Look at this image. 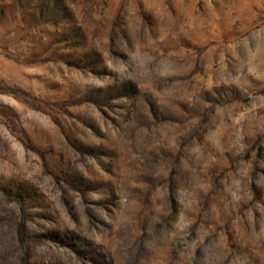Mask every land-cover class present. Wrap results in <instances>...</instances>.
<instances>
[{
    "label": "rangeland",
    "instance_id": "374dc122",
    "mask_svg": "<svg viewBox=\"0 0 264 264\" xmlns=\"http://www.w3.org/2000/svg\"><path fill=\"white\" fill-rule=\"evenodd\" d=\"M0 264H264V0H0Z\"/></svg>",
    "mask_w": 264,
    "mask_h": 264
}]
</instances>
